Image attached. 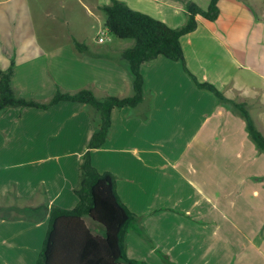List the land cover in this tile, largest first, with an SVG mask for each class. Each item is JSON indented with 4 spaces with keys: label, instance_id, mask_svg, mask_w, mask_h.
<instances>
[{
    "label": "crops",
    "instance_id": "0c3cea01",
    "mask_svg": "<svg viewBox=\"0 0 264 264\" xmlns=\"http://www.w3.org/2000/svg\"><path fill=\"white\" fill-rule=\"evenodd\" d=\"M112 1L0 0V69L6 70L13 62L11 85L17 96L38 103H47L56 89L71 94L88 89L98 100L105 96H131V78L119 57L133 42L121 40L123 44H115L110 36L103 35V42L99 43L101 30L93 39L83 32L89 19L105 16L101 9ZM116 1L177 29L188 20L187 2L206 9L211 0ZM247 2L219 0L215 21L196 17V30L180 39L183 63L158 57L142 65L143 101L133 109L112 111L108 138L101 148L91 150L90 159L99 173L114 177L116 193L124 205L121 194L126 198V193L134 191L131 186L142 181L144 166L139 170V163L144 162L146 153L152 152L153 142L145 137L146 130L198 133L202 129L198 120L208 119L215 107L227 109L232 118L240 119L237 105L251 106L254 97L264 106V85L262 90L249 91L248 97L239 95L241 70L264 84V53L258 47L264 43V35L248 36L261 17ZM74 41L85 45L88 52H77ZM107 42L112 43L105 45ZM253 47L257 48L255 52L250 50ZM185 69L198 83L212 85L228 102L219 103L208 94L211 92L206 94L199 89ZM7 110H0V115ZM25 111L14 112L0 127V164L13 161V171H0V207L14 215L39 205L72 209L77 205L74 189L79 182V165L89 138L98 129V115L79 103ZM120 113L123 118L118 120ZM65 134H71L67 141ZM79 135H84V139ZM115 151L129 154L131 160H114L110 154ZM19 160L23 162H16ZM123 180L128 182L121 184ZM261 204L264 205V194ZM225 215L223 212L222 220ZM47 219L32 223L0 218V264H35L46 235ZM86 223L93 232H99L88 220ZM166 225H162L165 231ZM186 226L181 229H187ZM177 228L180 227L169 226L167 240L175 242L171 245L168 241V250H161L163 263L166 260L171 264H192L206 256L202 244L186 241L183 235L174 233ZM153 229L157 231L158 226ZM134 237L143 239L146 235Z\"/></svg>",
    "mask_w": 264,
    "mask_h": 264
},
{
    "label": "rangeland",
    "instance_id": "374dc122",
    "mask_svg": "<svg viewBox=\"0 0 264 264\" xmlns=\"http://www.w3.org/2000/svg\"><path fill=\"white\" fill-rule=\"evenodd\" d=\"M247 1L251 2L256 16L264 22V0H245V3ZM104 22L105 16L100 19L92 17L83 32L93 39L101 30L115 44H123L124 41L104 30ZM261 22L251 28L253 32L248 35L250 38L264 35ZM258 47L264 53V43ZM250 50L255 52L257 48ZM240 76L242 88L239 95L242 98L250 96L249 91L263 89L262 80L251 76L248 71L241 70ZM208 94L215 99L213 94ZM241 105L264 138V106H260L254 97L251 106ZM215 108L208 119L198 120L202 127L198 133L163 129L144 132L145 137L153 142L150 146L152 152L146 153L144 162L139 163V170L144 166L141 172L144 178L131 186L134 191L126 193V198L121 196L126 203L124 206L140 222L146 237L138 239L133 231L127 232L124 243L128 258L140 259L146 264H171L162 262V253L168 250V241L171 245L175 242L173 239L167 240L169 226L173 225L180 227L174 229V233L183 235L181 237L186 241L202 244V252L206 256L197 258L192 264H264V205L261 204V194H264V153H260L250 140L242 117L232 118L229 110ZM27 109L30 108L6 109L4 115H0V127L14 112H26ZM119 110L115 109V112H122ZM120 114L118 120L123 118V113ZM84 135H79L81 140ZM70 136L65 134L63 137L67 141ZM77 136L75 133L74 139ZM110 155L114 160L118 157L131 160L129 154L119 151ZM12 163L10 160L2 162L0 171H13ZM126 182L128 180H123L121 184ZM223 212L226 213L225 220L221 219ZM13 221L36 223L21 218ZM164 224H167L166 231L162 226ZM45 226L47 232L48 224ZM156 226L157 231L153 229ZM183 226L187 229H181Z\"/></svg>",
    "mask_w": 264,
    "mask_h": 264
},
{
    "label": "trees",
    "instance_id": "16d2710c",
    "mask_svg": "<svg viewBox=\"0 0 264 264\" xmlns=\"http://www.w3.org/2000/svg\"><path fill=\"white\" fill-rule=\"evenodd\" d=\"M218 1L211 0L206 9L193 2H187L185 8L188 20L184 26L177 29L134 11L116 0L101 9L105 15L104 30L116 39L133 42L131 47L121 51L119 57L131 78L132 95L129 97L105 96L98 100L88 89L73 94L56 89L47 103H38L19 97L14 92L11 85L13 62L6 70L0 69V110H47L59 103L68 102L88 106L98 115V129L92 134L79 165V182L74 189L77 205L74 208H48L46 205H39L19 210L14 215L6 208L0 207V218L7 221L21 218L39 223L48 217L47 232L35 264H146L127 257L125 235L128 231H133L139 237H144V229L135 215L120 201L114 177L109 173H99L93 167L90 152L101 148L106 142L113 110L133 109L143 101L142 65L153 62L158 57L183 63L181 37L196 30V17L208 22L215 21L219 15ZM74 48L79 53L88 52L85 45L76 41ZM185 71L188 73L187 69ZM188 75L199 89L211 92L219 103L228 102L212 85L200 84L191 74ZM237 107L250 140L260 153H264V138L256 130L244 106ZM146 114L147 110L143 118ZM86 220L96 226L99 232H93Z\"/></svg>",
    "mask_w": 264,
    "mask_h": 264
},
{
    "label": "built area",
    "instance_id": "2783aa9c",
    "mask_svg": "<svg viewBox=\"0 0 264 264\" xmlns=\"http://www.w3.org/2000/svg\"><path fill=\"white\" fill-rule=\"evenodd\" d=\"M99 43H102L103 42V34H101V36L98 38L97 40Z\"/></svg>",
    "mask_w": 264,
    "mask_h": 264
}]
</instances>
